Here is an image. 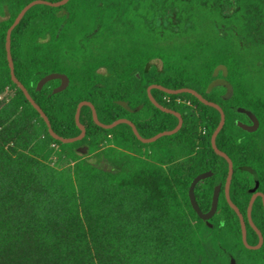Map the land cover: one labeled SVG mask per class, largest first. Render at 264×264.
<instances>
[{"label": "trees", "instance_id": "obj_1", "mask_svg": "<svg viewBox=\"0 0 264 264\" xmlns=\"http://www.w3.org/2000/svg\"><path fill=\"white\" fill-rule=\"evenodd\" d=\"M31 1L0 0V264H217L219 231L244 246L225 194L228 162L211 144L220 111L194 94L151 89L183 117L178 131L152 142H142L127 123L99 126L89 105L81 108L82 139L51 135L13 81L7 59V30ZM100 3L117 7L102 20L120 22L103 29L102 37L99 28L66 25L85 21L99 5L95 0H69L62 16L57 7L35 4L12 30L15 74L53 130L77 136V106L88 100L102 122L125 117L151 137L173 129L178 117L153 104L147 87H192L225 112L216 144L233 161L229 194L246 214L256 178L264 192V0ZM93 38L100 44L91 47ZM101 65L107 72L98 71ZM54 71L68 75V86L53 92L56 78L37 89ZM242 107L256 114L255 130L237 124L249 122ZM84 145L86 154L77 150ZM204 171L212 175L195 186L204 212L215 186H222L208 221L189 197L193 178ZM251 213L264 235L260 197Z\"/></svg>", "mask_w": 264, "mask_h": 264}, {"label": "water", "instance_id": "obj_2", "mask_svg": "<svg viewBox=\"0 0 264 264\" xmlns=\"http://www.w3.org/2000/svg\"><path fill=\"white\" fill-rule=\"evenodd\" d=\"M67 1L68 0H59V1L52 2V1H48V0H32L31 2L26 4L20 10V12L16 16L15 20L13 21V23L9 26V28L7 30V34H6V51H7V59H8V62H9L11 77H12L13 81L23 90V92L26 95L27 99L40 112L41 116L44 118V120L46 121V123L48 125L49 132L51 133V135L53 137L63 141V142H73V141L82 139L85 136V134H86V128H85L84 124H82L81 121H80L81 108H82L83 105H89L91 107V109H92L93 119L99 126H102L104 128H112V127L116 126L119 123H127V124H129L132 127L134 133L136 134V136L142 142H152V141H155L156 139H158L159 137H161L163 135L172 134V133L178 131L179 128L182 126L183 117H182L180 112H178V111H176V110H174L172 108L165 107L163 104H161L159 101H157L156 98L152 95L151 89L152 88H159V89H161V90H163L165 92H168V93L190 92V93L194 94L196 97H198L205 104L214 106L215 108H217L220 111V115H221L220 121H219V124L216 127L215 131L212 134L211 144H212L213 149L219 155L223 156L228 162L229 169H228L227 179H226V183H225L226 198H227L230 206L237 212V214L239 215V217L241 219L243 239H244V242L248 245L247 240H246V224H245V220H244L243 214L241 213L239 207L232 201V199L230 198V194H229V187H230L232 175H233V172H234L233 161L229 157V155L225 151L221 150L216 144V137H217L219 131L222 129V127H223V125L225 123V119H226L225 112H224L223 108L217 102L207 99L206 97H204L196 89H194L192 87L169 88V87H166V86L161 85V84H151L148 87V96H149L150 100L153 102V104H155L161 110H163L165 112L173 113V114H175L178 117V123L173 129L161 131V132H159V133H157V134H155V135H153L151 137H143L139 133L135 123L131 119H128V118H125V117L118 118V119L114 120L111 123L102 122L98 118V114H97V111H96V108H95L94 104L92 102L88 101V100H83V101L79 102V104L77 106L75 119H76V122H77L80 130H81V132L77 136L64 137V136L59 135L57 132H55L53 130V128L51 126V122H50L47 114L44 112L43 108L35 101V99L29 93L28 89L18 79V77L15 74L14 61H13V57H12V54H11V33H12L13 28L20 22V20L22 19V17L26 13V11L30 7H32L33 5L38 4V3H45V4H49V5H53V6H58V5L64 4ZM56 78H59L61 80V83H60V85H58L57 87H55L53 89V92H59V91L65 89L67 87V85L69 84V77L67 76V74L62 73V72L54 71V72H50V73L44 75L38 81L37 89L40 90L46 82H48L51 79H56ZM239 110L241 112L245 113L249 117V119L251 120V123L244 122V121L240 120V121L237 122V124L240 127H242L243 129H245V130H248V131L255 130L258 127V125H259V120H258L256 114L254 113V111H252L249 108H245V107H242ZM88 148H89L88 145H84L82 147H78L77 150L82 152V153H86L88 151ZM210 175H212V171H204V172H201V173L197 174L193 178V180H192V182H191V184L189 186V197H190V201H191V204H192L193 208L195 209V211L198 213V215L202 219L207 220V221L214 215V213L217 210L218 203H219L220 191H221V184H217L215 186L211 207L206 212H204L200 208L199 203L197 202L196 195H195V186H196V184L199 181H201L202 179H204V178H206V177H208ZM256 182H257V178H256ZM258 195H261L263 197V199H264V193H262V192L254 193L252 195V197L250 199V202H249V205H248L249 220H250V223L253 225V227L255 229H257V227H256V225L253 223V221L251 219V209H252V205H253V203H254V201H255V199H256V197ZM258 232H259V235H260V243H261L263 237H262V234H261V232L259 230H258ZM248 246H250V245H248Z\"/></svg>", "mask_w": 264, "mask_h": 264}, {"label": "flooded vegetation", "instance_id": "obj_3", "mask_svg": "<svg viewBox=\"0 0 264 264\" xmlns=\"http://www.w3.org/2000/svg\"><path fill=\"white\" fill-rule=\"evenodd\" d=\"M57 1H59V0H57ZM68 1L65 2L64 4H61V5H58V6H53V5H50V6L57 7V9L55 10V13L57 15H59V16H62L63 14L68 13V11H69V9L66 6ZM95 1H98L99 5L94 7L92 9V11H90L89 14H87V19L85 21H81V22L71 21V22H69L66 25L73 26V27L77 26V27L93 28L95 30H97L99 28V29H101L99 37H102V35H103L102 30L103 29L109 28V27H117V26H119L120 22L118 23V22L113 21V20L112 21L102 20L103 18H105V14L104 13H107V11L108 12H112L110 10L111 9L116 10L117 7L107 8L106 6H103L102 3H100V0H95ZM52 2H55V1H52ZM119 9H122V8H119ZM106 17L111 18L112 16L107 15ZM113 18H114V16H113ZM53 25L55 27L58 26L59 25V21H54ZM95 40H96V38L95 39L93 38L90 41L91 42L90 43L91 47H93V44H94V47H95L96 44H100L99 40L97 41V43L94 42ZM156 60L157 59L151 60V63L158 64L156 62ZM107 70H108L107 67L104 66V65H101V66L98 67V71L107 72ZM62 73H64V72H62ZM136 74H137L138 77L140 76L139 73H136ZM57 79H59V78H57ZM60 83H61V80L59 79L58 85H60ZM153 84H157V83H153ZM148 87H147V92H148ZM248 121H249L248 123H251V120L249 119V117H248ZM257 185H258V183L255 182L253 187L251 188V189H254L252 191V195L254 193H257V192H262V191L257 189ZM221 189H222V186H221ZM262 193H264V192H262ZM220 194H221V191H220ZM252 195H251V197H252ZM258 197L261 198L262 203H263V207H264V199H263V197L261 195H258L256 197V199ZM249 202H250V200H249ZM252 207H253V205H252ZM251 212H252V209H251ZM242 214H243V217H244V220H245V224H246V240H247L248 245H250V246H248L244 242L241 219H240L239 215L237 214L238 217H239L240 225H241V232H242V240L241 241H242L244 246H241L239 242L238 243L235 242L232 238L228 237L227 235H224L222 233V231H219L218 232L219 233V249H218V251L216 253V257H215L217 264H264V235H263L261 229L253 221L252 215H251V219H252L253 223L256 225L257 229L261 232L262 237H263L262 241L260 243L259 232L250 223L249 216H248V207H247V210H246V214H244V213H242ZM247 224H249V226L254 230V232L249 230ZM256 237H257V239H256Z\"/></svg>", "mask_w": 264, "mask_h": 264}, {"label": "rangeland", "instance_id": "obj_4", "mask_svg": "<svg viewBox=\"0 0 264 264\" xmlns=\"http://www.w3.org/2000/svg\"><path fill=\"white\" fill-rule=\"evenodd\" d=\"M156 62L159 64V66L161 65L160 60H156ZM88 158H89L90 161H96V157H94L93 155H89Z\"/></svg>", "mask_w": 264, "mask_h": 264}]
</instances>
